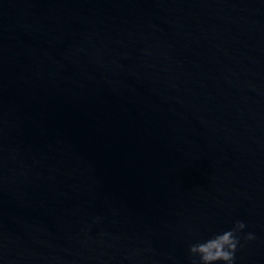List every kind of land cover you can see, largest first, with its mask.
<instances>
[{
  "label": "water",
  "instance_id": "95a60500",
  "mask_svg": "<svg viewBox=\"0 0 264 264\" xmlns=\"http://www.w3.org/2000/svg\"><path fill=\"white\" fill-rule=\"evenodd\" d=\"M237 220L264 264V0H0V264H190Z\"/></svg>",
  "mask_w": 264,
  "mask_h": 264
},
{
  "label": "clouds",
  "instance_id": "9594fccd",
  "mask_svg": "<svg viewBox=\"0 0 264 264\" xmlns=\"http://www.w3.org/2000/svg\"><path fill=\"white\" fill-rule=\"evenodd\" d=\"M245 228V222L237 220L228 230L190 243L188 247L190 264H236V253L241 247L239 234ZM244 239L253 240L255 234L248 232Z\"/></svg>",
  "mask_w": 264,
  "mask_h": 264
}]
</instances>
